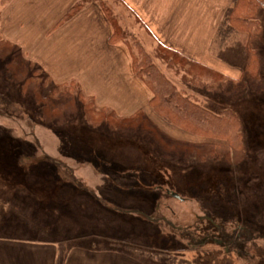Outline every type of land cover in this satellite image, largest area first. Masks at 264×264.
I'll return each instance as SVG.
<instances>
[{"label": "rangeland", "instance_id": "374dc122", "mask_svg": "<svg viewBox=\"0 0 264 264\" xmlns=\"http://www.w3.org/2000/svg\"><path fill=\"white\" fill-rule=\"evenodd\" d=\"M7 1L0 0V8ZM98 1L161 71L179 88H190L188 79L175 74L177 67L167 70L155 56V41L122 2ZM259 21L261 38L252 48L261 61L260 90L247 89L230 100L193 81V95L185 92L216 113L230 108L238 114L247 152L238 164L162 157L159 145L176 152L185 147L161 135L154 142L132 123L112 130L100 122L109 111L98 109L80 86L81 91L75 85L69 91L52 84L21 61L20 50L0 41V237L49 242L63 250L115 249L130 257L169 251L192 262L185 264H264V6ZM230 42L225 50L214 45V54L222 53L229 66L242 71L244 35ZM183 67L181 72L189 71ZM149 118L167 136L187 138L157 115ZM206 216L229 234L245 223L253 227L247 251L225 250L210 230L199 234Z\"/></svg>", "mask_w": 264, "mask_h": 264}, {"label": "crops", "instance_id": "0c3cea01", "mask_svg": "<svg viewBox=\"0 0 264 264\" xmlns=\"http://www.w3.org/2000/svg\"><path fill=\"white\" fill-rule=\"evenodd\" d=\"M119 1L155 41L151 45H160L189 63H199L231 79L241 75L242 71L225 62L222 53L215 55L211 50L230 0ZM75 2L7 1L0 8V41L20 50L21 61L40 71V75L45 73L52 84L77 82L84 94L93 97L98 108L112 110L121 117H129L138 110L153 117L149 106L151 91L135 75L128 46L109 41L113 29L96 1L58 23ZM160 60L167 70H173ZM176 71L177 76L188 79L190 88L183 90L193 95L191 76L184 70L176 68ZM183 132L180 136L187 138L182 140L193 141V135ZM139 261L115 249L74 246L63 250L49 242L0 237V264H145Z\"/></svg>", "mask_w": 264, "mask_h": 264}, {"label": "trees", "instance_id": "16d2710c", "mask_svg": "<svg viewBox=\"0 0 264 264\" xmlns=\"http://www.w3.org/2000/svg\"><path fill=\"white\" fill-rule=\"evenodd\" d=\"M91 2L93 0H76L62 16L59 23L70 19ZM98 2L113 29L109 41L124 42L128 46L133 60L135 75L141 78L151 91L149 106L152 112L163 121L196 136L198 139L195 141H184L167 136L156 127L142 110L134 112L129 117H121L112 110L97 107L98 109L109 111L107 117L100 119V122L106 123L112 130L124 128L123 126L126 123H132L135 125L134 129L137 132L149 137L151 140L154 139V142L155 137L161 135L167 142L184 145L185 148L178 152H176L174 146L165 145L166 147H164L159 145L161 156L164 158L181 157V160H186L187 158L189 160L195 159L197 162L224 158L234 164L244 161L247 158V152L242 123L238 114L230 108L216 113L203 106L197 99L186 94L183 89H180L159 69L152 55L143 48L140 42L135 41L129 32L121 29L111 10L104 3ZM263 6L264 0H230V4L223 13L211 44V50L214 45L217 46V49L224 47L225 50V48L230 47V44H226L227 42L237 38L238 34L244 35V44L242 46L244 65L238 79H231L199 63H189L178 53L160 45L157 46L158 50H156L155 56L162 59L168 66L177 67L179 70L180 68L182 69L183 65L187 66L189 71L185 70V72L193 79L194 86L200 83L207 88V92L227 94L230 96V100L236 99L237 96L242 95L247 89L258 91L262 87L260 77L261 61L252 48V44L261 38L262 30L259 12ZM236 41L239 40L236 39ZM231 81L233 85L230 84ZM74 85L79 88L78 83L75 81L59 86L71 91L68 86ZM111 120H117L119 127H115L117 124L112 123L113 121ZM202 222L204 223L202 224ZM209 230L218 237V245L223 246L227 251L232 249L238 252L247 251L248 242L251 241L255 232L253 227L245 223L242 230L236 229L229 234L224 230L222 223L219 224L211 216H206L200 223L198 233L205 235ZM132 256L145 264L192 263L169 251L148 250L133 253Z\"/></svg>", "mask_w": 264, "mask_h": 264}, {"label": "water", "instance_id": "95a60500", "mask_svg": "<svg viewBox=\"0 0 264 264\" xmlns=\"http://www.w3.org/2000/svg\"><path fill=\"white\" fill-rule=\"evenodd\" d=\"M173 196L177 197V195H176V194H173Z\"/></svg>", "mask_w": 264, "mask_h": 264}]
</instances>
